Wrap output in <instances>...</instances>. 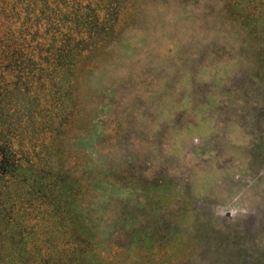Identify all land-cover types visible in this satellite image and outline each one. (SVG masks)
<instances>
[{"label":"rangeland","instance_id":"obj_1","mask_svg":"<svg viewBox=\"0 0 264 264\" xmlns=\"http://www.w3.org/2000/svg\"><path fill=\"white\" fill-rule=\"evenodd\" d=\"M114 1L0 0V40L27 52L47 43V31L75 30L63 28L62 13L82 16L94 6L96 22L120 37L104 34L88 56L82 102L111 77L126 80L127 122L142 136L132 135L134 143L182 172L180 192L192 199L181 247L150 256L115 248L104 254L107 264H264V22L251 18H264V0H251L257 14L238 2L235 15L236 0H121L116 17L106 7ZM182 199H168L165 212ZM103 200L91 197L88 211Z\"/></svg>","mask_w":264,"mask_h":264},{"label":"trees","instance_id":"obj_2","mask_svg":"<svg viewBox=\"0 0 264 264\" xmlns=\"http://www.w3.org/2000/svg\"><path fill=\"white\" fill-rule=\"evenodd\" d=\"M120 1L106 6L115 17ZM94 8L82 16L62 13L63 28L72 23L75 30L47 31V43L28 52L0 40V264H107L104 254L115 248L150 256L181 247L192 198L180 192L181 171L134 143L142 136L127 122L132 105L121 95L127 81L111 77L90 89L87 106L82 102L88 56L112 34L110 25L96 22ZM248 31L260 38L259 29ZM97 196L103 204L88 211ZM177 196L183 202L166 213V201Z\"/></svg>","mask_w":264,"mask_h":264},{"label":"flooded vegetation","instance_id":"obj_3","mask_svg":"<svg viewBox=\"0 0 264 264\" xmlns=\"http://www.w3.org/2000/svg\"><path fill=\"white\" fill-rule=\"evenodd\" d=\"M229 1V0H228ZM238 2H242V3H244L245 5H251V9L252 10H249L250 12H252V13H254V14H256L257 13V10H255V4L253 3V1H251V0H236L233 4V6H232V8H230L231 10L230 11H232V12H230L231 14H237L236 12H234V9L233 8H235L236 6L235 5H237V3ZM240 13V12H239Z\"/></svg>","mask_w":264,"mask_h":264}]
</instances>
